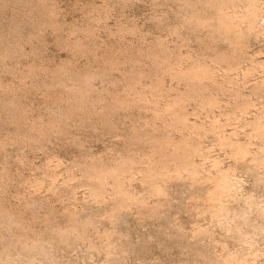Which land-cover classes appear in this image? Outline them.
Instances as JSON below:
<instances>
[{
	"label": "rangeland",
	"instance_id": "obj_1",
	"mask_svg": "<svg viewBox=\"0 0 264 264\" xmlns=\"http://www.w3.org/2000/svg\"><path fill=\"white\" fill-rule=\"evenodd\" d=\"M247 3L223 4L242 14ZM216 10L0 0V264H264V138L252 124L264 115V26L225 33ZM191 59L211 76L186 82L167 67ZM217 123L249 151L220 144ZM159 166L181 172L149 178ZM219 170L238 192L224 198L229 224L210 208Z\"/></svg>",
	"mask_w": 264,
	"mask_h": 264
},
{
	"label": "bare ground",
	"instance_id": "obj_2",
	"mask_svg": "<svg viewBox=\"0 0 264 264\" xmlns=\"http://www.w3.org/2000/svg\"><path fill=\"white\" fill-rule=\"evenodd\" d=\"M224 1L225 2H228V1H226V0H223V2H222V0L221 1H219V0H217V7H218V10H216V12H217V14H216V19L215 20H217V22H218V24L217 25H219V27L221 28V29H223V31L226 33H232V32H237V31H240V26H241V24L242 23H245V22H247L248 23V25L250 24V25H254V24H259L260 25V28L262 27V26H264L263 25V21H264V18H262L261 16H260V10L262 9V7L260 6V2L259 1H257V0H248V3H247V5H246V7H245V9H244V11H243V13L240 15V14H236V13H230L229 12V3L228 4H223L224 3ZM232 1V0H231ZM239 4V3H238ZM225 5V6H224ZM235 6V5H234ZM236 7H238V6H236ZM216 8V7H215ZM264 8V7H263ZM234 9V8H233ZM235 11V10H234ZM211 12V11H210ZM215 12V13H216ZM197 14V13H196ZM215 16V15H214ZM197 17H199V16H197ZM202 18V17H201ZM201 18H200V20H201ZM204 18V17H203ZM192 19V18H191ZM195 19V18H194ZM197 20V19H196ZM199 21V20H198ZM197 21V22H198ZM215 22V21H214ZM199 23V22H198ZM197 23V24H198ZM202 23H204V26L205 25H207L208 23H209V19H203L202 20ZM246 23V24H247ZM202 26V25H201ZM212 26V25H211ZM257 26V25H256ZM218 28V27H217ZM219 28V29H220ZM263 28V27H262ZM223 31H222V34H223ZM220 36H221V34H220ZM223 36V35H222ZM224 38V37H223ZM231 42V41H230ZM234 42V41H233ZM177 54H179V53H177ZM185 56H187L188 57V55L186 54ZM176 57H178V56H176ZM182 57H184V56H181L180 58L181 59H183ZM186 57V58H187ZM189 57H192V56H190L189 55ZM188 57V58H189ZM199 57V56H198ZM180 58H178L177 60H181ZM187 58V59H188ZM193 58V57H192ZM198 59H200V58H198ZM198 59L196 60V61H193V60H195V59H191V61H192V63H189L190 65L188 66V63H187V67H185V66H182V62H173V63H170V62H168V65H167V67L170 69V70H173V72H174V76H177V77H180L179 79H183V78H181V77H186L187 79H188V81L189 80H191V82L192 81H203V80H206L207 78H209L210 76H211V73H210V71H209V69H208V67L205 65V63L203 64L202 62H200V60H199V62H198ZM189 60V59H188ZM188 60H185V61H188ZM181 61H184V59L183 60H181ZM185 61H184V63H185ZM190 61V60H189ZM204 61V60H203ZM183 63V64H184ZM186 64V63H185ZM226 69V68H225ZM230 70V69H229ZM229 72V71H228ZM232 72V71H231ZM226 73V72H225ZM227 74V73H226ZM226 76V75H225ZM224 77V76H223ZM187 79H183V80H187ZM188 81H186V82H188ZM215 81V80H214ZM215 82H217V81H215ZM196 83V82H195ZM201 83V82H200ZM204 83H206V82H204ZM194 83H192V85H193ZM255 84V83H254ZM215 85V84H214ZM213 85V86H214ZM187 86V85H186ZM189 86V85H188ZM191 86V85H190ZM194 86V85H193ZM198 86H200V85H198ZM204 86V85H203ZM208 86V85H207ZM216 86V85H215ZM224 86V85H223ZM197 87V86H196ZM205 87H206V85H205ZM218 87H219V85H218ZM222 87V86H221ZM221 87H219V88H221ZM254 87V86H253ZM179 88V87H178ZM199 88V87H198ZM254 88H256V87H254ZM200 89H202V87L200 88ZM203 90V89H202ZM256 90V89H255ZM199 92V91H198ZM192 93V92H191ZM194 93V92H193ZM185 94H187V93H185ZM197 94V93H196ZM199 96V95H198ZM201 96V95H200ZM178 97V96H177ZM204 97V96H203ZM206 97V96H205ZM188 99H189V96L187 97ZM207 100V102H209V103H213L214 102V100L212 101V99H206ZM216 101V100H215ZM205 102V101H204ZM203 102V103H204ZM215 104H216V102H215ZM212 105H214V104H212ZM244 109V108H243ZM175 110V109H174ZM246 110V109H245ZM242 112H243V110H242ZM176 113V112H175ZM174 113V114H175ZM258 115H260V114H258ZM261 117H264V115H262ZM261 117H258V118H255L253 121H252V124H253V127H254V130H255V133L256 134H259V135H261L263 138H264V120H262V118ZM185 120V119H184ZM219 121V120H218ZM220 122V121H219ZM218 122V123H219ZM185 123L188 125V124H190L189 123V121H187V119L185 120ZM213 124V127L215 128V130H216V136H217V139L219 140V142H220V144H224V145H230L232 148H234L235 149V152H236V154L235 155H237V156H239V155H242L243 156V154L245 155L248 151H249V149H248V147L247 146H244L243 144H240V143H238V142H236V141H234L232 138H230V136H227L225 133H224V129H221V126L219 125V124ZM192 124V123H191ZM222 124V123H221ZM190 126V125H189ZM179 145V144H178ZM177 145V146H178ZM187 145H189L188 143H185L184 142V144L183 145H181V146H179L181 149H183V150H185V147H187ZM177 146H176V148L175 149H177ZM178 147V148H179ZM195 147V146H194ZM193 147V148H194ZM195 149L196 148H194V149H191L192 151H195ZM178 150V149H177ZM177 150H175L176 152H178ZM197 150V149H196ZM234 151V150H233ZM173 152V151H172ZM171 152V153H172ZM175 152V153H176ZM188 152V151H187ZM191 152V151H190ZM189 152V153H190ZM196 152V151H195ZM182 153V152H181ZM180 152H178L177 154H176V157L178 156H180V154H181ZM188 154V153H187ZM175 154L173 153V155H170V156H174ZM182 156H183V153L181 154ZM185 155V154H184ZM189 156V155H188ZM234 157V156H233ZM236 157V156H235ZM180 158V157H179ZM183 158H185V157H183ZM182 158V159H183ZM238 158V157H237ZM241 158V157H240ZM184 161L186 160V158L185 159H183ZM188 160V159H187ZM183 163V162H182ZM189 165H191V167H187V169H191V172L192 173H197V168H196V165L192 162L191 164H189ZM152 166H154V164L152 163ZM151 166V167H152ZM186 166H188V165H186ZM185 166V167H186ZM177 167V166H176ZM93 168V167H92ZM111 168V167H110ZM116 167H114V172H115V170L117 169H115ZM106 169V168H105ZM217 169H220V167L218 166L217 167ZM104 170V169H103ZM152 171L151 172H149V178H152L151 176H157V175H159V176H161V177H165V176H172V175H179L180 174V170H178V169H174L173 171H168V170H166V171H164L163 170V168H162V166H159V167H154V169H151ZM102 171V170H101ZM101 171H99V173L101 172ZM112 171H113V169H112ZM113 172V173H114ZM116 172H117V170H116ZM102 173V172H101ZM104 173H105V171H104ZM112 173V174H113ZM118 173H120V172H118ZM147 173V172H146ZM190 173V172H189ZM98 175V174H97ZM121 175V174H120ZM194 175V174H193ZM100 176V175H99ZM145 176V175H144ZM104 177H105V175H104ZM116 177H118V175L116 176ZM98 178H100V177H98ZM98 178H97V180H98ZM102 180H104V179H102ZM101 180V181H102ZM117 180H118V178H117ZM124 180V179H123ZM101 181H100V183H101ZM150 181V180H149ZM238 182V181H237ZM214 183H215V188L213 189V194H212V196H211V198L213 199V201H212V204L210 205V208L213 210V212H214V216L218 219V221L220 220V222H226L227 224H229L230 223V221L228 222V221H225V220H228V218H229V211L227 212V203L225 204L224 203V198H227L228 196L229 197H237L238 195H236V194H238V192H237V189H236V186H235V181H234V179L232 178V175H230V173L228 172V171H225V170H219V172H218V175H217V177L215 178V180H214ZM116 184V183H115ZM120 184V183H119ZM119 184L117 185V187H119ZM157 185V184H156ZM237 185V184H236ZM94 186V185H93ZM99 186V185H98ZM116 185H114V186H112L113 187V189H114V187H115ZM158 187H160V186H158ZM158 187H156V188H158ZM154 188H155V186H154ZM155 188V189H156ZM115 189H116V187H115ZM160 189V188H159ZM239 190H240V188H239ZM103 192V191H102ZM115 192V191H114ZM118 193H120V194H122V195H124V196H127L128 197V193L124 190V189H121V187L120 188H118V191H117ZM162 192V191H161ZM237 192V193H236ZM100 194V193H99ZM73 195V194H72ZM113 195H114V193H113ZM97 196V195H96ZM123 196V197H124ZM247 196V195H246ZM245 196V197H246ZM121 197V196H120ZM125 198V197H124ZM210 198V199H211ZM238 198V197H237ZM251 197L249 196V199H250ZM258 198V197H257ZM95 199V198H94ZM99 199V198H98ZM120 199H122V198H120ZM249 199L247 198V203L250 205L252 202H253V200L251 199V201H249ZM120 201V200H119ZM245 201V202H246ZM260 201V200H259ZM261 202V201H260ZM255 203V202H254ZM244 204V203H243ZM254 205V204H253ZM257 205H259V204H257ZM243 206V205H242ZM252 207V206H251ZM262 207V206H261ZM230 208V207H229ZM255 208V207H254ZM263 208V207H262ZM257 209V208H256ZM249 210V209H248ZM260 210V209H259ZM262 210V209H261ZM263 211V210H262ZM213 212L211 213L212 215H213ZM246 215V214H245ZM238 216V215H237ZM217 221V222H218ZM222 222V223H223ZM217 224H219V223H217ZM222 226V225H221ZM239 226V225H238ZM228 229V228H227ZM250 234V233H249ZM244 241V240H243ZM257 252V251H256ZM247 256V255H246ZM233 259H229V261L228 260H224L223 262H224V264H233V262H234V260L232 261ZM244 260V259H243ZM51 263V262H50ZM235 263V262H234ZM240 263H247V260H245V261H242V262H240ZM223 264V263H222Z\"/></svg>",
	"mask_w": 264,
	"mask_h": 264
}]
</instances>
